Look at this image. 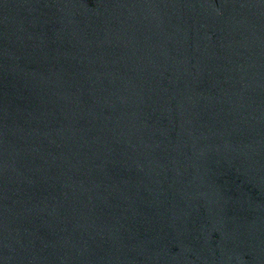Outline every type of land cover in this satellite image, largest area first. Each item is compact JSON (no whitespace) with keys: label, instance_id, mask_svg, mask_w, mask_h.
<instances>
[{"label":"water","instance_id":"water-1","mask_svg":"<svg viewBox=\"0 0 264 264\" xmlns=\"http://www.w3.org/2000/svg\"><path fill=\"white\" fill-rule=\"evenodd\" d=\"M0 264H264V0H0Z\"/></svg>","mask_w":264,"mask_h":264}]
</instances>
